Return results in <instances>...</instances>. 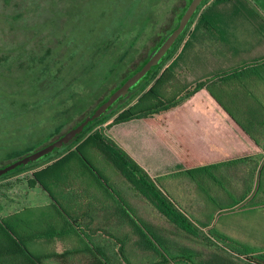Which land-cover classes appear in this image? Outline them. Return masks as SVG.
Here are the masks:
<instances>
[{"label":"trees","instance_id":"16d2710c","mask_svg":"<svg viewBox=\"0 0 264 264\" xmlns=\"http://www.w3.org/2000/svg\"><path fill=\"white\" fill-rule=\"evenodd\" d=\"M185 6L186 4L180 13ZM138 7H141L140 3L137 7L134 6L136 9L132 8L134 14L130 15L133 20L131 23L141 20ZM59 11L60 9H53L52 12L55 14ZM109 11H112L111 15L108 14ZM117 11V7L112 10L107 9L104 14V18L114 23L113 31L107 26L98 29L99 20H95L89 26L88 33L91 39L89 43H86L85 52L94 47L95 40L92 39L98 36L102 38L110 31L118 33L130 25L129 21L125 23L122 20H117L118 22L115 20L118 15ZM21 14L22 12H19L18 17ZM84 15L82 9L78 11L74 8L71 13L67 10L64 15V24L68 20V25L71 27L69 29L59 27V30L60 28L63 30L61 35L54 34L56 31L54 28L50 31L48 38L46 37L48 42H54L56 47L61 45L58 56L51 59H45L43 56V59L47 61L45 65L39 66L42 60L39 58L35 60L31 55L10 58L11 60L8 57H0V78L7 82L0 91V114L3 113L4 118H14L17 115L24 117L25 105L29 101L26 95L34 94L20 87L15 90L16 93H13L14 90L10 88L11 84L36 85L39 94H48L50 97L49 109L55 110L53 114L45 118L42 126L40 125L41 119L37 118L33 123L18 121L17 127L29 126L30 133L35 130L40 132L50 126L47 123L49 120L56 117L62 119L65 113L74 107V102L68 104V100L70 101L74 94L66 100L63 97L66 86L76 78V76L71 77V81L66 79L67 75L74 71L73 62L77 60L75 57L78 52L74 51L68 58H63V55L67 53L72 43L65 38L74 34L80 27L82 28ZM192 19L161 63L153 66L149 75L142 81L147 82L151 77L152 82L150 84L148 82L149 85L134 101L119 111L111 119L109 125L103 124L104 113L99 118L90 121L74 138H68L60 148L44 158L27 165L17 166L0 176V178H7L14 173L25 172L22 177L17 178L21 183L16 184L28 190L39 186L51 199V202L46 205L23 206L7 216L0 217V227L7 231L6 236L12 240L13 244L19 246L29 259L37 264L44 261L43 254H35L28 245L35 243L42 245L41 243L47 237L54 244L61 240L69 241L71 248L66 254L71 264L79 261L85 263L90 261V264H139L132 260L131 253L135 255V246L142 240H146L150 245L147 256L144 254L143 258L147 264H264L263 253L239 249L231 239H220L212 232L206 235L202 231V228L206 226L194 220L190 210L176 198L173 187L164 183V179L167 176H173L174 173L151 175L121 143L122 141L131 144L140 153L142 152L139 146H142L145 140L150 147L157 146L161 141L163 118L174 115V108L205 85V82H198L195 85L184 83L179 73L174 72L175 59L171 65L165 66L158 72L163 61L169 58L182 36L186 34ZM176 25L177 20L170 30ZM162 39H159L147 57L142 59L136 67L127 68L123 72L119 81L98 104L105 100L126 76L141 67ZM91 43L92 46H90ZM42 47L43 45L40 49ZM51 47L47 46L49 52ZM127 49L122 55L128 53ZM90 50L87 55H91ZM91 59L90 56L84 61L81 59L83 69H92ZM119 59L122 61L123 58ZM114 65L117 66L118 63L115 62ZM14 66H17V69H13ZM36 76L39 78L36 79ZM47 80L50 83L49 89L44 88V82ZM101 80L103 81V78ZM131 90L126 91L123 97ZM208 91L212 98L221 105L218 98L209 89ZM93 109L83 118L90 115ZM42 112L43 107H40L39 114ZM82 119L75 121L69 129ZM52 125L56 127L50 133L51 137L61 128L60 124L52 123ZM129 126H134L137 131L138 134H134L135 138L129 139L124 135L118 137L114 134ZM35 142L41 143L42 140L38 139ZM3 144L6 146L10 143L9 141L0 143V146ZM34 149L36 148L29 146L24 150H27L25 151L27 154ZM61 149H63L62 152ZM21 155L18 154L14 159ZM149 158L146 157L148 161ZM222 166L223 164L220 163L213 164L210 166L212 170H208L204 175L208 181L212 179L215 182L213 183L215 194L221 191L225 197L232 195L237 188L233 183H217V176L224 179V174L220 172ZM207 190H210V187ZM220 207L230 209L232 206L224 208L223 203ZM46 231H48L47 236ZM181 243L192 247L197 246L198 250L190 253L183 247H179ZM220 243L231 251L225 250ZM56 258L60 257L54 253L55 264H59ZM136 258L138 262L141 261V253Z\"/></svg>","mask_w":264,"mask_h":264},{"label":"crops","instance_id":"0c3cea01","mask_svg":"<svg viewBox=\"0 0 264 264\" xmlns=\"http://www.w3.org/2000/svg\"><path fill=\"white\" fill-rule=\"evenodd\" d=\"M261 15L264 19V14ZM262 24L241 20L225 22L220 35L219 62L216 53L200 52L209 36L201 23L195 38L198 41L191 47L193 52L185 56L194 54V60L204 57L203 54L211 55L212 66L216 68L197 71V67H193L191 74L185 75L184 83L205 82V85L174 108V115L163 118L161 141L157 146L150 147L145 140L139 146L140 153L131 144L121 143L151 175L174 173L167 176L164 183L173 187L176 198L190 210L194 220L206 226L202 228L206 235L212 232L220 239H231L239 249L264 254V32L257 30ZM246 27L253 29V37L246 36ZM191 33L195 34L193 28ZM180 71L174 69L176 73ZM114 134L133 139L138 133L134 126H129ZM146 157H150L149 161ZM217 163L223 164L220 172L224 174V179L217 176V183H233L237 191L232 195L224 197L221 191L215 194V182L205 178L204 173ZM0 183H6L8 189L17 187V192L21 189L14 196L7 192L0 195V217L29 206L23 199L33 188L28 190L18 186L16 183L21 182L17 177L4 178ZM10 183L14 184L11 186ZM50 202L49 197V201L41 205ZM223 203L224 208L232 207L223 209L220 207ZM6 234L7 231L0 227V264H37ZM45 234L47 236L48 231ZM159 240L161 243V234ZM35 244L28 247L35 254H43L45 258L41 264H55L54 253L60 257L56 258L59 264H71L66 254L71 248L68 240L54 244L46 237L42 245ZM220 245L231 251L223 243ZM179 247L190 253L198 250L197 246L183 243ZM135 249V255L131 253L132 260L147 264L143 259L150 250L146 240ZM140 253L142 259L138 262L136 257ZM90 263L79 261L74 264Z\"/></svg>","mask_w":264,"mask_h":264},{"label":"rangeland","instance_id":"374dc122","mask_svg":"<svg viewBox=\"0 0 264 264\" xmlns=\"http://www.w3.org/2000/svg\"><path fill=\"white\" fill-rule=\"evenodd\" d=\"M184 2L185 0H0V57H8L10 59L18 56L29 57L31 55L34 56L35 60L38 58L42 60L39 66L45 65L47 62L43 59V56H45V59L58 56L57 53L61 44L56 47L54 46V42H48L46 37L48 38L47 35L50 31H53V28L54 30L56 29L54 34L61 35L63 30L61 28L59 30V27L63 26L65 29L71 27L68 25V20L64 24L66 11L68 10L71 13V10L74 8L78 9V11L82 9L85 14L82 28L80 27L74 34H70L69 37L65 38V40L72 43H70L71 47L63 55V58L72 56L74 51L78 52L75 57L77 60L73 62L74 67L72 69L74 71L70 70L71 73L67 75L66 79L70 80L73 76H76V78L71 84L69 83L66 86L63 97L66 100L74 94L73 98L70 101L68 100V104L71 102L75 103L74 107L68 110L62 119L56 117L49 120L47 123L50 126L47 129L40 132H36L37 130H35L30 133L28 131L29 126L17 127L18 121L33 123L36 122L37 118H40V125L42 126L45 123V118L55 111L52 108L49 109L50 97L48 94H39L37 92L38 87L34 84L24 83L22 85L19 84L20 86L11 84L10 88L14 90L13 93H16L15 90L20 87L26 91L34 92V94L26 95L29 101L25 105L26 113L24 117L17 115L14 118H4L3 113L0 114V143H7V141L10 143L6 146L4 144L0 146V166L10 162L18 154H26L25 151L27 150L24 149L29 146L37 148L45 142L52 140L55 136L57 137L60 133L68 130L75 121L82 119L91 109L96 107L98 102L119 81L123 72L127 68L135 66L147 55L150 48L158 40L157 34L161 33V30H164L162 25L164 21L166 23L165 29H168L169 19L173 15L172 9L184 5ZM139 3L141 7H138V12H140L141 20H135V23H131L133 20L130 15L134 14L132 8L134 6L137 7ZM116 7L118 8V15L115 20L129 21L130 25L118 31V33H111L114 23L112 20L104 18V14L107 9L112 10ZM53 9H60L61 12L59 11L54 14L52 12ZM263 9L264 0H206L205 4L198 9L192 19L186 34L182 36L169 58L163 61L158 68V72L165 66L171 65L174 59L176 60L175 69L178 72L179 69L182 71H180L179 75L183 82L186 81L185 75L191 74L193 67H197V71H208L216 68L212 66L213 61L210 60V57L216 53L219 57V62L221 61L220 35H222L224 23L237 20L264 23L261 15L264 14ZM19 12H22V14L18 17ZM111 13L112 11H109L108 14L111 15ZM95 20H99L98 29L107 26L111 31L104 34L102 38L98 36L96 39H92L95 40V45L91 50L89 49L91 55H87L89 50L85 52L84 49L87 48L86 43H89L91 39L88 30H90L89 26ZM200 25L206 31L205 34L207 35L208 33L209 35L206 38L207 40L204 39L206 44L201 48L200 52L211 55L206 56V54H203L204 57L199 56L193 60L194 54L192 57H190V54L186 58V54L193 52L191 47H194V42L198 41L195 38L196 33L201 30L198 27ZM192 28L195 34L191 33ZM257 30L260 33L264 32V24L260 25ZM249 35L251 37L254 36L253 29L246 27V36L248 37ZM44 41L47 42L45 43ZM42 45L43 47L40 49ZM49 45L52 46L50 52L47 49ZM92 45L91 43L90 46ZM125 49L128 50V53L122 55ZM89 56L93 61V65H91L92 69L85 70L82 68V60L84 61ZM120 57L123 58L122 61H120ZM115 62L118 63L117 66L114 65ZM112 66L113 68L110 69ZM13 69H17V66H14ZM42 76L41 78H43ZM38 78L39 76H36V79ZM102 78L103 81L101 80ZM44 79L46 80V77ZM151 79L150 77L149 81L139 84L113 105L111 109L106 111L102 119L103 124L109 125L111 119L134 101L152 82ZM148 82L149 84H147ZM6 83L5 80L0 78V91H2ZM44 84V88L49 89L50 83L48 80ZM40 107H43V112L39 114ZM52 123L61 125L59 132L53 137L49 136L56 127ZM38 139L42 140V142L36 143L35 141ZM60 151L62 152L63 149ZM22 176V172H17L7 177L16 179V177ZM3 179L0 178V181H3ZM16 188L10 187L8 189L5 183H0L1 194L7 192L14 196L17 192ZM20 192L21 189H18L17 193ZM48 201V195L40 187L33 188L23 199V202L29 206L45 204Z\"/></svg>","mask_w":264,"mask_h":264},{"label":"water","instance_id":"95a60500","mask_svg":"<svg viewBox=\"0 0 264 264\" xmlns=\"http://www.w3.org/2000/svg\"><path fill=\"white\" fill-rule=\"evenodd\" d=\"M203 0H189L184 10L178 18L177 25L161 40L157 47L151 52L141 67L126 76V78L117 86L108 97L100 102L91 112L90 115L83 118L80 122L75 124L69 130L63 132L50 142L34 149L33 151L18 157L2 166H0V176L12 171L17 166L27 165L30 162L40 160L53 152L55 149L60 148L68 138H74L81 129L86 126L90 121L99 118L106 111H108L118 100L123 97L126 91L137 86L149 74L153 66L161 63L165 58L168 50L176 42L177 38L182 34L186 26L189 24L193 13L197 10Z\"/></svg>","mask_w":264,"mask_h":264},{"label":"flooded vegetation","instance_id":"af4514ba","mask_svg":"<svg viewBox=\"0 0 264 264\" xmlns=\"http://www.w3.org/2000/svg\"><path fill=\"white\" fill-rule=\"evenodd\" d=\"M205 1H206V0H203V1H202V3H201V4L199 5V7L197 8V10L200 9V8L205 4ZM186 2H187V0H185V2H184L183 4L185 5V4L188 3V2H187V3H186ZM184 5H180V6L174 7V8L172 9V13H173V15H172L171 19H169L170 22H169L168 27H167L168 29H165V24H166V23H165V21H164L163 24H162L163 27H164V30H161V33H158V34H157V36H158V40L155 42V44L159 41L160 38L162 39V37H163L165 34H167V32H168V31L174 26L176 20H177V22H178V18H179V16H180V15L178 16V14L180 13V11H181V9L184 7ZM197 10H196V11H197ZM196 11H195V12H196ZM195 12H194V13H195ZM194 13H193V14H194ZM180 14H181V13H180ZM192 16H193V15H192ZM191 19H192V17H191ZM190 21H191V20H190ZM170 31H171V30H170ZM178 38H179V37H178ZM178 38H177V39H178ZM176 41H177V40H176ZM175 43H176V42H175ZM175 43H174V44H175ZM155 44H153V46L150 48V50L148 51V53L154 48ZM174 44H173V45H174ZM172 47H173V46H172ZM172 47H171L170 49H172ZM170 49L168 50V52L170 51ZM168 52H167V54H168ZM148 53H147V55H148ZM167 54H166V55H167ZM147 55H146L145 57H147ZM145 57H144V58H145ZM144 58H143V59H144ZM141 60H142V59H141ZM141 60H140L135 66H133V68L136 67V66L141 62ZM149 72H150V71H149ZM148 75H149V74H148ZM144 79H145V78H144ZM144 79H143V80H144ZM143 80H142V81H143ZM142 81H141V82H142ZM141 82H140L139 84H141ZM139 84H138V85H139ZM138 85H137V86H138ZM137 86H135V87H137ZM133 89H134V87L132 88V90H133ZM130 90H131V89H130ZM121 98H122V97H121ZM121 98H120V99H121ZM120 99H119V100H120ZM119 100H118V101H119Z\"/></svg>","mask_w":264,"mask_h":264}]
</instances>
